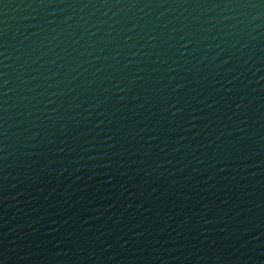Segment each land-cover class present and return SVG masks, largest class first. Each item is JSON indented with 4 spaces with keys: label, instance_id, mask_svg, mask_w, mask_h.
<instances>
[{
    "label": "water",
    "instance_id": "obj_1",
    "mask_svg": "<svg viewBox=\"0 0 264 264\" xmlns=\"http://www.w3.org/2000/svg\"><path fill=\"white\" fill-rule=\"evenodd\" d=\"M0 264H264V0H0Z\"/></svg>",
    "mask_w": 264,
    "mask_h": 264
}]
</instances>
